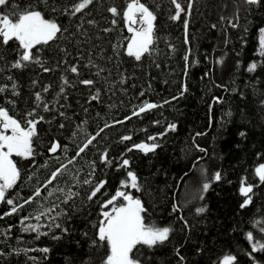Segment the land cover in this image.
Returning <instances> with one entry per match:
<instances>
[{"label": "snow or ice", "instance_id": "snow-or-ice-1", "mask_svg": "<svg viewBox=\"0 0 264 264\" xmlns=\"http://www.w3.org/2000/svg\"><path fill=\"white\" fill-rule=\"evenodd\" d=\"M193 2L194 0H187L186 11L181 0H170L174 12H170L168 18L173 22L183 19L185 32ZM242 2L249 10L264 9V0H242ZM159 7L160 5H156V8ZM93 9H103L108 15H101L100 19H97L93 15ZM238 11L237 8V12L227 18L228 26L232 28L239 26ZM182 13H184L183 17ZM57 16L64 17L66 23L58 20ZM156 19L154 10L141 0H126L122 6L111 4L106 8L103 0H71V2L0 0V80L3 81L0 83V97H2L0 103L6 105L0 106V203L8 206V210L0 214V219L25 210L26 205H35L32 211L20 216L18 225L22 233H34L36 240L47 236L51 241L63 243L66 247L75 245L76 249L86 245L83 252L66 253L65 264H92L89 253L93 250L100 254L96 264H156L155 256L163 249L170 250L173 257L171 264H240L238 257L227 251L213 258L210 255L213 249L209 248L206 242L194 240L192 232L195 224L190 223L183 215L184 205H178L175 200L169 208V215L173 217L171 223L159 225L155 222H146V217L150 216L151 212L142 198L135 195L142 192L144 186L137 172L132 170L126 153L135 149L145 156L149 153L155 154L158 148L163 147L167 134L177 131L178 125L175 122L166 121L162 131L147 136V142L133 143L131 147L125 145V150L118 157L110 156L108 147L103 145L97 147L93 144L105 129L122 125L132 117L139 118L142 114L162 107V104L149 102L147 99L132 105L130 114L126 113L122 118H113L111 123L105 120L103 126H98L95 133L85 131L84 125L87 119L76 123V131L72 136L76 137L78 133H82L84 139L76 144L73 155H68V144L62 146L55 136L50 137L46 153L50 158L57 160V166L50 170L42 181L37 177L36 184L27 197L14 200L6 195L21 179L22 167L31 180L35 169L47 165V161L39 165L36 161V157L43 154L38 147L40 135L38 125L47 124L49 130L53 127L63 130L65 121H71L73 116L79 115L76 112L72 115L68 114L67 110L71 107L68 103V89L75 88L77 84L85 86L90 91L85 103L90 104L92 101L99 103L101 89L96 87L98 81H104L106 85L104 91L107 92L115 89L117 85L122 86L126 81L132 80L133 74H129L127 69L121 70L122 62L124 57L129 58L130 61L136 62L133 64L135 69L142 64L146 54L152 55ZM225 19L224 16L220 17L221 24ZM101 20H106L107 23L102 24ZM119 22H122L128 36L123 39L109 38L108 47H105L100 41L114 32ZM212 27L215 28L216 25L213 24ZM244 32H247V28ZM184 44H189L187 36ZM243 44L242 37L241 45ZM53 45H55L54 49ZM258 45L257 53L264 58V26L258 27ZM167 47L169 54L175 51L174 45L169 43ZM182 59L185 62L183 71L186 78L189 61L187 51ZM222 62V57L215 61L217 65ZM192 63L195 64L196 61L192 60ZM259 64V61L248 63L246 71L249 74L255 73ZM111 65H115L116 79L112 78ZM155 67L159 68L160 64L155 63ZM85 69L88 75H84ZM49 73H59V83L54 92L52 83H42L41 80L44 74ZM203 75L208 77L209 72L206 71ZM257 83L258 81H253L249 84L245 81V86L252 89L251 103L255 104L258 112L264 114V93L259 91ZM108 85H111V88L107 87ZM131 87L135 88L136 84L133 83ZM215 87L228 91V88L222 84H215ZM25 88L27 96L22 92ZM148 89H151V84L148 85ZM121 91L126 89L121 88ZM187 91L188 88L182 80L177 94L170 100L165 99L163 104L178 100ZM231 92L237 93L241 101L249 103L246 101L245 91L237 92V88L232 87ZM137 95L144 96L145 90L141 88ZM210 100L209 112L213 103H222L223 97L212 96ZM81 107L87 117L89 108L83 105ZM10 111L16 112L20 118L17 119L15 115L10 114ZM224 115L231 117L232 112L228 111ZM96 117L102 119L99 113H96ZM152 123L156 125L160 121L153 120ZM202 135L205 133H195L191 147L207 155V149L195 141L196 136ZM236 135L241 141L248 138V133L244 130L238 131ZM131 139L130 134L119 137L120 142ZM89 146L96 148L97 159L89 161L85 171L83 167H77V162ZM232 147L240 149L241 144L237 142ZM254 155L257 161L264 160V147L257 149ZM13 157L27 163L21 166ZM203 159L204 157L197 156L192 166L195 168ZM97 160L102 166L99 169L101 172L109 168H114L116 171L125 170V178L119 181L113 191L109 190L106 179L96 175ZM244 172L246 175H241L238 181L237 209L234 217L245 213L250 207H255L256 213L249 218L248 230L240 228L234 218L228 234L236 230L243 233L247 241V250L244 251L247 264H264V261L257 256L258 253L264 254V239L256 238L252 230L255 229L260 237H264V217L257 215L264 210V162H258L250 172L248 169H244ZM199 173L201 183L192 200L204 201L205 194L213 184H232V180L228 179L227 171L222 168L215 169L209 175L207 168L201 166ZM249 176L254 179L249 180ZM64 177L68 179L62 183ZM93 206L97 210L95 218L88 219L92 215ZM85 209H89L87 216ZM192 211L194 216L202 217L209 212V205L197 204ZM81 218L85 223L83 229L76 225V221ZM243 222L241 219L240 224ZM89 226L92 229L91 234L88 231ZM11 230V224L6 229H0V237H3V240L10 239ZM177 231L181 233L179 239L174 235ZM17 243L24 242L17 237ZM51 251L48 246L8 247L0 249V261L24 254L32 264H43L44 261H48ZM29 253L39 255H29Z\"/></svg>", "mask_w": 264, "mask_h": 264}, {"label": "trees", "instance_id": "trees-1", "mask_svg": "<svg viewBox=\"0 0 264 264\" xmlns=\"http://www.w3.org/2000/svg\"><path fill=\"white\" fill-rule=\"evenodd\" d=\"M125 2L126 0H103L105 8L111 4L119 7ZM141 2L146 3L150 9L154 10L157 17L154 22L155 38L152 55L146 54L142 64L135 69H133V64L136 62L124 57L121 70L127 69L134 78L126 81L125 85H117L115 89L107 92L104 91L106 87L104 81H98L96 87L101 89L99 103L95 101L90 104L85 103L90 94L89 88L79 84L75 88H69L68 103L71 107L67 110L68 114L72 115L73 112H76L79 115L73 116L71 121H65L63 130L54 127L49 130L47 124L38 125L40 129L38 147L43 154L38 155L36 161L38 165L47 161V165L35 169L31 180L28 179V173L22 167L21 179L6 195L14 200L27 197L35 186L37 177L42 181L49 171L57 166V160L50 158L46 153L50 137L55 136L62 146L68 144V155H73L76 144L84 139L82 133H78L76 137L72 136V133L76 131V123L87 119V123L84 125L85 131L95 133L98 126H103L105 120L111 123L113 118H122L124 114H130L132 105L147 99L149 102L162 104V107L142 114L139 118L132 117L122 125L105 129L97 137V140L93 141V144L97 147L101 145L108 147L110 156L118 157L125 150V145L131 147L133 143L147 142V136L162 131L166 121L175 122L178 125L177 131L167 134L163 147L158 148L155 154L149 153L145 156L135 149L126 153L127 158L130 159L132 170L137 172L144 186V190L135 195L142 198L151 212V215L146 217V222H155L159 225L171 223L173 217L169 215V208L175 200L178 205H184L183 215L190 223L195 224L192 232L193 239L198 242H206L207 246L213 249L210 254L213 258L227 251L230 254H235L240 264H247V257L244 255V251L247 250V241L244 239L243 233L236 230L228 234V229L233 226L235 218L240 228L248 230L250 227L249 218L256 213V208L250 207L245 213L234 217L237 209L236 190L239 177L246 175L244 169H248L250 172L256 163L264 162V160L257 161L254 155L257 149L264 147V114L258 112L255 104L251 103L253 100L252 89L245 86V81H248L249 84L258 81L257 88L264 93V58H261L257 53L259 47L258 27L264 26V9L249 10L242 0H194L191 13L188 15L187 32H185L183 19L173 22L168 18L170 12H174L170 0H141ZM181 3L187 11V0H181ZM156 5H160V7L156 8ZM237 8L239 9V26L232 28L228 26L227 18L232 17L237 12ZM93 15L100 19L101 15L107 16L108 14L103 9H93ZM183 16L184 13H182ZM221 16L226 18L223 24L220 21ZM87 18L85 17V19ZM57 19L66 23L64 17L57 16ZM101 23L106 24L107 21L101 20ZM213 24L216 25L215 28L212 27ZM245 28H247L246 33L244 32ZM127 36V30L123 28L122 22H119L116 30L109 36L103 37L100 43L108 47L109 38L123 39ZM185 36L189 40L188 45L184 44ZM242 37L243 46L241 45ZM169 43L175 48L171 54L168 53L167 45ZM54 48L55 45H53ZM186 51L189 53V61L188 74L185 78L183 71L185 62L182 57ZM221 57L223 62L217 65L215 61ZM192 60H195L196 63L193 64ZM237 61H239V67H237ZM255 61L260 62L257 71L249 74L246 71L247 65ZM154 62L159 63L160 67H155ZM111 67L113 68L112 78L116 79L115 65H111ZM206 71L209 72L208 77L203 75ZM83 73L88 75L86 69L83 70ZM69 78L71 79L70 74ZM93 79L96 78L93 77ZM41 80L42 83H52L54 92L59 83V73L44 74ZM182 80L188 91L178 100L163 104L165 99L170 100L177 94ZM2 82L0 80V83ZM133 83L136 84L135 88L131 87ZM149 84H151L150 90L148 89ZM215 84L224 85L228 91L215 87ZM107 87L111 88V85ZM232 87L237 88V92L245 91L247 93L246 101L249 103L241 101L237 93H232ZM121 88L126 91H121ZM141 88L145 90L144 96L137 95ZM22 92L25 96L28 95L26 88ZM212 96L223 97V101L219 104L213 103L211 112H209L208 105ZM82 105L89 108L87 117H85ZM0 106L6 105L0 103ZM7 107L11 108V106ZM228 111L232 112L231 117L224 115ZM96 113H99L102 119H97ZM10 114L15 115L17 119L20 118L16 112L10 111ZM153 120H158L160 123L153 125ZM240 130L248 133L246 140L241 141L236 135ZM196 132L205 133V135L196 136L195 141L207 149V155L197 152L191 147L192 137ZM123 134H130L132 139L120 142L119 137ZM237 142L241 144L240 149L232 147ZM197 156H202L204 159L199 161L194 168L192 165ZM13 159L21 166L27 163L20 161L17 157H13ZM94 159H97L96 148L89 146L78 159L77 167H83L87 171V163ZM201 166L207 168L209 175L217 168L226 170L232 184H213L205 194L204 201L197 200L184 204L181 197L183 185L185 186L190 181L189 179L198 178L200 180H198L197 189L199 188L201 183L199 168ZM101 167L97 160L96 175L106 179L109 190L113 191L119 181L125 178V170L116 171L114 168H109L101 172L99 171ZM185 173L187 175H184ZM145 178H147L146 181ZM67 179L64 177L61 182L63 183ZM248 179L254 178L249 176ZM201 203L209 205V212L202 217L194 216L193 208ZM34 207L35 205H26L25 210L0 219V229H6L9 224L12 225L11 238L3 240V237H0V241H2L0 249L18 246H48L52 251L48 261H44L43 264H65L64 255L66 253L69 251L83 252L86 249V245L81 249H76L75 245L66 247L63 243L51 241L47 236L36 240L34 233H22L18 225L20 216L26 215ZM6 210H8V206L5 203H0V214ZM88 211L89 209H85V216ZM96 211L93 206L92 215L88 219H94ZM257 215L264 217V210H261ZM241 219L244 221L243 224H240ZM76 225L83 229L85 227L84 219L77 220ZM175 226L179 227V225ZM252 230L256 238L264 239V237H260L258 231ZM88 231L91 234L90 226ZM174 235L177 239L181 237L179 231ZM17 237H20L24 243L18 244ZM29 255L39 254L29 253ZM99 255L95 250L89 253L92 264H96ZM257 256L264 261V254L258 253ZM172 260L173 257L169 249L160 250L155 256L156 264H171ZM205 261H207V257H205ZM0 264H32V262L27 260L24 254H21L2 260Z\"/></svg>", "mask_w": 264, "mask_h": 264}, {"label": "rangeland", "instance_id": "rangeland-1", "mask_svg": "<svg viewBox=\"0 0 264 264\" xmlns=\"http://www.w3.org/2000/svg\"><path fill=\"white\" fill-rule=\"evenodd\" d=\"M190 181H188L185 186L183 185L184 189L181 192V197L183 198L182 203L184 204H188L190 202H194L197 200H192V196L194 195L195 191L197 190V186H198V180L200 179H189Z\"/></svg>", "mask_w": 264, "mask_h": 264}]
</instances>
